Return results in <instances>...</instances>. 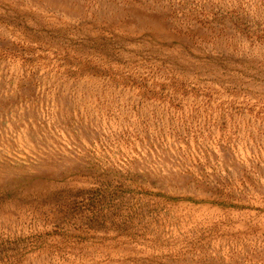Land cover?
Listing matches in <instances>:
<instances>
[{
  "label": "rangeland",
  "instance_id": "1",
  "mask_svg": "<svg viewBox=\"0 0 264 264\" xmlns=\"http://www.w3.org/2000/svg\"><path fill=\"white\" fill-rule=\"evenodd\" d=\"M0 264H264V0H0Z\"/></svg>",
  "mask_w": 264,
  "mask_h": 264
}]
</instances>
